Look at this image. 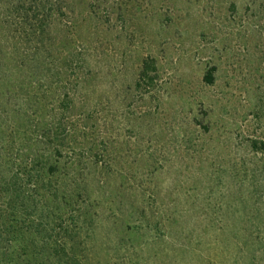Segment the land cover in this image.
Segmentation results:
<instances>
[{"label": "rangeland", "instance_id": "374dc122", "mask_svg": "<svg viewBox=\"0 0 264 264\" xmlns=\"http://www.w3.org/2000/svg\"><path fill=\"white\" fill-rule=\"evenodd\" d=\"M45 133L81 264H264V0H0V179Z\"/></svg>", "mask_w": 264, "mask_h": 264}, {"label": "trees", "instance_id": "16d2710c", "mask_svg": "<svg viewBox=\"0 0 264 264\" xmlns=\"http://www.w3.org/2000/svg\"><path fill=\"white\" fill-rule=\"evenodd\" d=\"M52 22L53 19L50 23ZM153 68L157 71L154 62L151 65L148 61H143L138 74V82L150 81L152 83L154 78L149 71ZM214 70L215 68L211 69L206 75L207 81H213ZM26 132L25 130L23 138L30 140L31 137L25 135ZM1 135L2 138H6L3 134ZM41 138L42 140L48 139L47 145L44 146L46 143L42 141V143L37 142L28 147H21L20 152L23 153V157L27 161L17 164L19 168L21 167L18 173L4 175L0 179V208H3L0 211V264H81L77 260V253H75L73 231L75 226L81 228L85 225L89 215L88 208L85 213L81 214L82 220V216L75 219L73 212H79L78 209L67 210L64 207L69 204L68 199L74 196L73 193L77 186L74 185V182L77 175L75 171L72 176L66 173L68 168L66 163L63 168L60 167L59 158L64 149L55 139L58 136L45 133V136H41ZM9 141L10 139H5L6 146L3 153L0 154L2 159L6 153L12 151V148H7L10 145ZM7 162V167L10 168L12 163L9 160ZM75 164L78 163L75 162ZM52 204L64 208L55 209L51 219V214L49 215L47 212V216L45 212ZM78 205L81 211V205ZM66 214L71 220L72 231L64 232L61 227L52 226L49 229L43 227L44 231L53 230V232H58L56 235L47 233L45 237L41 234L40 226L42 227L45 221L59 222ZM228 230L227 234L231 237L233 231ZM234 231H237L236 227H234ZM243 234L247 238L254 236V233H249L247 229H243ZM258 238L262 239L259 233L255 237V241ZM62 253L71 263L59 258ZM54 259L57 261L55 262Z\"/></svg>", "mask_w": 264, "mask_h": 264}]
</instances>
